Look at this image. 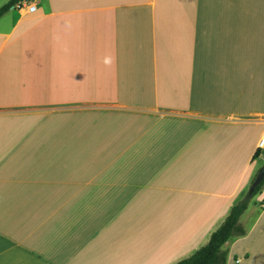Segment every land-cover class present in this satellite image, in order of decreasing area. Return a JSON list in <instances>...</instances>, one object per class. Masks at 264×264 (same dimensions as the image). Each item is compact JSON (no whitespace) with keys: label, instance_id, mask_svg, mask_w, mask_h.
I'll use <instances>...</instances> for the list:
<instances>
[{"label":"crops","instance_id":"crops-1","mask_svg":"<svg viewBox=\"0 0 264 264\" xmlns=\"http://www.w3.org/2000/svg\"><path fill=\"white\" fill-rule=\"evenodd\" d=\"M27 1L0 16V264L191 256L264 161V0ZM252 199L225 264H264Z\"/></svg>","mask_w":264,"mask_h":264},{"label":"trees","instance_id":"trees-1","mask_svg":"<svg viewBox=\"0 0 264 264\" xmlns=\"http://www.w3.org/2000/svg\"><path fill=\"white\" fill-rule=\"evenodd\" d=\"M23 0H10L0 8V16L5 13L10 7ZM258 151L253 155V158L258 156ZM264 180L254 188L249 194L233 205L225 217L224 221L213 231L208 242L198 248L191 256L180 260L176 264H225L226 251L222 249L223 245L229 240L243 236L245 231L239 223V218L247 209L253 197L260 193Z\"/></svg>","mask_w":264,"mask_h":264},{"label":"built area","instance_id":"built-area-1","mask_svg":"<svg viewBox=\"0 0 264 264\" xmlns=\"http://www.w3.org/2000/svg\"><path fill=\"white\" fill-rule=\"evenodd\" d=\"M16 7L18 9H21V8H26V10L28 12H33L35 10V6L32 5L30 3V1H27V0H23L19 3L16 4ZM258 150H264V137H262L259 142H258V146H257Z\"/></svg>","mask_w":264,"mask_h":264},{"label":"water","instance_id":"water-1","mask_svg":"<svg viewBox=\"0 0 264 264\" xmlns=\"http://www.w3.org/2000/svg\"><path fill=\"white\" fill-rule=\"evenodd\" d=\"M262 180H264V165H262L256 172L249 186L248 193L250 194L254 190V188L262 182Z\"/></svg>","mask_w":264,"mask_h":264},{"label":"rangeland","instance_id":"rangeland-1","mask_svg":"<svg viewBox=\"0 0 264 264\" xmlns=\"http://www.w3.org/2000/svg\"><path fill=\"white\" fill-rule=\"evenodd\" d=\"M262 165H264V161H261L260 163H259V168L262 166ZM258 168V169H259ZM253 201V199L250 201V202H252Z\"/></svg>","mask_w":264,"mask_h":264}]
</instances>
